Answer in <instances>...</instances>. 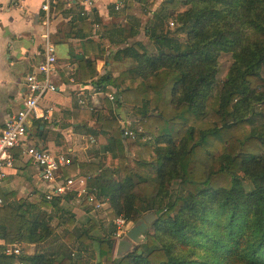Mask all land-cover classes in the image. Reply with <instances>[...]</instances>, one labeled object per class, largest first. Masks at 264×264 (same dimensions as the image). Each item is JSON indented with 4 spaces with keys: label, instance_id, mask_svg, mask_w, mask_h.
<instances>
[{
    "label": "trees",
    "instance_id": "1",
    "mask_svg": "<svg viewBox=\"0 0 264 264\" xmlns=\"http://www.w3.org/2000/svg\"><path fill=\"white\" fill-rule=\"evenodd\" d=\"M156 2L138 1L150 8ZM173 19L176 30L169 27ZM138 32L139 24L130 35ZM146 35L156 54L140 43L125 49L134 63L118 79L98 77L96 62L79 59L82 84L104 93L122 79L128 84L117 104L131 108L142 130L130 143L118 129L106 147L107 168L76 162L64 168L65 177L78 169L91 173L93 206L108 201L113 230L96 236L90 221L75 236V216L63 210L59 224L67 244L79 242L77 255L6 257L1 247L0 263L87 264L84 252L97 242L95 264H264V0H164ZM222 55L233 60L224 82ZM73 115L81 129L90 120L116 122L111 105L94 111L79 104ZM128 154L135 157L131 166ZM2 199L0 231L8 245L41 246L54 236L51 218L32 217L24 201L14 207L10 197ZM60 204L53 199L44 206ZM151 212L156 221L142 254L115 260V221L137 222Z\"/></svg>",
    "mask_w": 264,
    "mask_h": 264
},
{
    "label": "crops",
    "instance_id": "2",
    "mask_svg": "<svg viewBox=\"0 0 264 264\" xmlns=\"http://www.w3.org/2000/svg\"><path fill=\"white\" fill-rule=\"evenodd\" d=\"M92 1L94 6L86 16H82L85 11L83 0H56V3L51 5L47 26V14L42 10L44 0H0V131L4 129L6 122L24 108L28 96L26 79L37 72L44 61L46 37H49L56 48L58 58L56 74L53 77L58 92L47 95L40 103V109L48 119L30 121V145L50 150L55 154H66L70 164H104L107 168L106 157L109 153L106 147L110 138L117 137L115 133L118 129L123 133V128L128 124L132 129V121L138 124L139 119L130 111V107L121 103L122 101L117 104L108 98V95L113 93L121 100L119 92L125 90L128 84L123 79L119 82V88L109 84L106 88L109 93L97 90L92 82L82 84L79 81V59L96 62L98 77L110 75L115 80L126 76L132 70L134 62L124 56L125 49L140 43L147 48L149 54H156L153 43L146 35V28L153 13L161 7L164 0L156 2L152 8L139 4V0H135L132 7L126 0ZM116 5H121L119 10L115 8ZM138 6L143 13L150 15L145 25L136 12ZM138 24V34L131 36L132 29L138 30ZM80 99L86 101L87 106L94 111H103L107 105H111L116 122L104 125L90 120L88 128L81 129L80 124L75 123L73 115ZM39 125L41 127L38 129ZM13 154L15 165L0 189V196L10 197V204L14 207L20 201L26 202L32 207L31 216H39L40 220L44 217H54L53 213L61 215L63 210L74 215L76 236L79 233L78 223L81 220L91 221L89 210L92 207L98 210L96 206L79 197L77 193H72L55 198L61 200L59 209L45 207L50 186L43 180L42 171L26 158L21 150H15ZM129 156H133L131 164H128L131 166L135 157L132 154H128ZM73 176L87 180L89 193L96 200V196L92 194L91 173L85 174L78 169L76 174L69 177ZM60 177L69 178L64 176V169ZM99 203L108 209L107 200H101ZM93 245L96 246L95 243ZM8 246H20L29 256L41 251L36 245H8L2 238L0 248Z\"/></svg>",
    "mask_w": 264,
    "mask_h": 264
},
{
    "label": "built area",
    "instance_id": "3",
    "mask_svg": "<svg viewBox=\"0 0 264 264\" xmlns=\"http://www.w3.org/2000/svg\"><path fill=\"white\" fill-rule=\"evenodd\" d=\"M56 0H44L42 10L47 14L46 25L49 24L51 5ZM85 11L82 16H86L89 9L94 4L92 0H83ZM121 5L117 6L119 10ZM173 26V23H170ZM45 43V59L38 67L37 72L29 75L27 82V99L24 108L12 119L6 122L5 127L0 131V189L8 177L10 170L14 168L15 157L13 152L21 150L23 155L40 168L43 173V180L50 186V192L46 199L52 201L57 197L68 196L77 193L79 197H83L87 202L94 205V199L89 193L87 180L83 177H69L61 179V171L70 165L66 154H55L50 150L30 145L29 127L30 121L33 119H44L48 117L40 109L41 101L51 93H57L58 88L54 84V75L56 74V65L58 62L55 46L46 37ZM108 98L112 102L120 99L116 94L110 93ZM80 105H85V101L80 99ZM123 136L125 138H135V133L131 130V125L123 128ZM3 206V199L0 196V208ZM103 204L98 203L97 209H102ZM132 223L126 222L122 217L115 221L116 233L115 237L119 241L131 228ZM1 228V223H0ZM2 240L0 231V241ZM24 254V250L20 246H8L4 250L6 257H19ZM7 264V263H0ZM12 264H24L21 261H15Z\"/></svg>",
    "mask_w": 264,
    "mask_h": 264
},
{
    "label": "rangeland",
    "instance_id": "4",
    "mask_svg": "<svg viewBox=\"0 0 264 264\" xmlns=\"http://www.w3.org/2000/svg\"><path fill=\"white\" fill-rule=\"evenodd\" d=\"M157 3L160 2L161 0H156ZM186 8L182 7L180 9V11H184ZM137 14L139 17H141L143 24L145 25V23L148 21V19H150V15H148V13H143L140 6H138L137 9ZM175 24L173 26H171V24L169 25L170 29L172 30H176L178 28V21H176L175 19H173ZM181 39H185L183 36H181ZM144 41H146V39H144ZM232 57L231 55H222L220 58V72H219V76L218 79L219 81H226L227 80V75H228V71L232 65ZM262 77L264 78V67L262 70ZM132 112V110H130ZM133 117V116H131ZM133 127L131 130H133V132L135 133V138H127V140L130 143H134L135 141H137L138 136L137 134H140L142 132L140 124H136V122H134V120L132 121ZM131 122V123H132ZM135 125L137 127H135ZM260 125V119L257 118L256 120V127H258ZM133 159V156H129L128 157V164H131V160ZM109 206V205H108ZM106 207L102 208V209H90L89 212L91 213V218L93 222L96 223L97 225V230L93 233L96 236L99 237H104V235H107L110 233V231L113 230V226H111V222L109 217L107 216V209H105ZM149 214H154L153 212L149 213ZM148 215V214H146ZM145 215V216H146ZM155 215V214H154ZM54 217H51V222H52V227L54 229V236L48 240L46 243H44L43 245L39 246V249L41 250V252L45 253L48 256H60L61 254L71 251L72 254L77 255L79 253L80 250V245L79 242L74 239L72 240V242L70 244H67V240L65 239L66 236V231L64 230V228L61 226L60 221L61 218L59 217V215H54ZM144 216V217H145ZM90 222V221H89ZM89 222H86L85 220H81L80 223H78V225L81 227L79 229L82 230ZM138 222V221H137ZM137 222H129L132 223L130 225V227H132L134 224H136ZM152 226V225H151ZM150 226V227H151ZM115 232H116V226H115ZM81 233V232H80ZM73 234L75 235V230L73 232ZM79 233L76 235L78 236ZM118 243V242H117ZM144 243V242H142ZM95 245H92L88 252H84V257L86 258V262L87 264H95L99 261V248H98V243L95 242Z\"/></svg>",
    "mask_w": 264,
    "mask_h": 264
},
{
    "label": "water",
    "instance_id": "5",
    "mask_svg": "<svg viewBox=\"0 0 264 264\" xmlns=\"http://www.w3.org/2000/svg\"><path fill=\"white\" fill-rule=\"evenodd\" d=\"M155 221L156 216L148 214L134 224L124 237L118 241L115 250V260H121L136 252L142 254L141 245L145 241V234Z\"/></svg>",
    "mask_w": 264,
    "mask_h": 264
}]
</instances>
